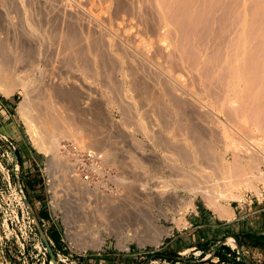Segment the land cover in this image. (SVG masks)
I'll return each mask as SVG.
<instances>
[{"label": "rangeland", "instance_id": "rangeland-1", "mask_svg": "<svg viewBox=\"0 0 264 264\" xmlns=\"http://www.w3.org/2000/svg\"><path fill=\"white\" fill-rule=\"evenodd\" d=\"M153 1L0 0V73L9 69L15 79L12 94L0 93V264H54L38 224L56 264H223L214 252L228 237L237 246H222L238 255L240 246L250 264H264V251L249 247L245 237L264 235V18L259 17L264 0H168L172 6L166 7L167 2L159 11L156 6L163 0ZM245 19L253 27L263 19L258 21L262 29L244 31ZM239 65V74L236 69L233 74L241 80H234L229 74ZM250 66L258 70L253 73ZM71 87L79 90V110L55 91ZM24 99L32 105L29 111L35 115L30 117L38 131H57L60 152L63 142H79L96 131L93 109L99 108L98 137L114 165L105 168L122 180L95 178L90 188L112 196L124 193L137 210L112 224L113 217H92L89 208H74L61 172L52 185L47 158L31 143L19 114ZM190 162L202 164L204 172L199 164L196 172ZM191 180L202 186L194 183L192 189ZM216 180L232 188L220 189ZM198 185L207 188V201L224 194L227 200L219 199L234 216L219 219L196 191ZM149 212L156 222L148 220ZM162 229L168 234L159 235Z\"/></svg>", "mask_w": 264, "mask_h": 264}, {"label": "bare ground", "instance_id": "bare-ground-1", "mask_svg": "<svg viewBox=\"0 0 264 264\" xmlns=\"http://www.w3.org/2000/svg\"><path fill=\"white\" fill-rule=\"evenodd\" d=\"M156 0H154L153 1V5L154 4H156V3H159L160 2V0H158V2H156V3H154ZM164 1H166V0H163V1H161L160 2V4H158L156 7H157V9H158V11H159V6L160 5H162V4H167V2H168V4L167 5H165L166 7L168 6H172V4L170 3V5H169V1L167 0L166 1V3H163ZM177 1V0H176ZM182 2V0H179L178 2ZM206 1V0H205ZM210 2H212L211 0H209ZM208 1V2H209ZM247 1V0H246ZM249 1V0H248ZM255 1H257V0H255ZM218 2H220V1H218ZM250 2V1H249ZM260 2H262V0H260L259 1V3ZM207 3V2H206ZM245 1L243 2V4L245 5ZM263 3L264 2H262L261 4L263 5ZM257 4V3H256ZM261 4H260V6H261ZM207 5V4H206ZM210 5H211V3H210ZM244 5H243V7H244ZM247 5V4H246ZM163 6V5H162ZM161 6V7H162ZM251 6V5H250ZM253 6V5H252ZM259 6V7H260ZM154 7V6H153ZM155 7V8H156ZM241 7H242V5H241ZM249 7V6H248ZM247 8V7H246ZM245 8V9H246ZM260 8H263V9H260L259 10V12H261V13H259L260 15L263 13L262 11H264V7H260ZM162 10L161 11H163V8H161ZM165 10V12L163 11V13H166L167 11H166V8H164ZM241 9V8H240ZM239 9V10H240ZM244 9V10H245ZM253 9V8H252ZM255 9V8H254ZM167 10H168V8H167ZM159 12V13H161L162 14V12ZM243 11V10H242ZM253 11V10H252ZM243 13H245L246 14V12L244 11ZM245 14H242V15H244L245 16ZM250 14V13H249ZM254 14L256 15V17L258 16L257 14H256V12H254ZM253 14V15H254ZM264 14V13H263ZM262 14V15H263ZM259 15V17H261V18H264V16L262 17V15L260 16ZM247 16V15H246ZM251 16V15H250ZM254 17V16H253ZM245 18H247V17H245ZM255 18V17H254ZM255 19H257V18H255ZM248 20H249V18H248ZM251 20L252 19H250L249 20V22H251ZM254 20V19H253ZM261 20V19H260ZM260 20H255L254 22H257V26H255V24H254V22H252L253 24H254V27L253 26H248L246 23H247V21H246V19H245V22L243 23V26L241 25V23L243 22V20H242V22L240 23V25H239V27L240 26H242V27H249V28H255V27H257V28H259L260 26H258L259 25V23H258V21L261 23L262 21H263V19H262V21H260ZM241 21V20H240ZM252 23H251V25H252ZM264 23V22H263ZM239 24V23H238ZM249 24V23H248ZM262 24V23H261ZM264 26V25H263ZM248 28V29H249ZM260 30L262 29V26L259 28ZM244 31H246L247 30V28L246 29H243ZM263 30H264V27H263ZM241 32H242V30H241ZM264 32V31H263ZM242 34H243V32H242ZM241 39H242V37H241ZM245 42H246V40H244ZM242 42V43H241ZM241 44H245V42L243 43V41L241 40ZM238 44H239V42H238ZM1 53V52H0ZM4 55V54H3ZM261 55V54H260ZM257 56V55H256ZM262 56V55H261ZM261 56H259V57H261ZM3 57V56H2ZM12 59V58H11ZM260 59V58H259ZM264 59V58H263ZM254 60H256V59H254ZM4 61V60H3ZM11 61V60H10ZM263 60H262V58H261V60H260V62L261 63H263L262 62ZM2 62V61H1ZM254 63L256 64V63H258V62H256V61H254ZM260 64V63H259ZM253 65V64H252ZM262 65V64H261ZM2 67L4 66V65H1ZM6 66V65H5ZM12 67H13V65H12ZM16 67V66H15ZM236 67L237 68H240V65H239V67L238 66H235L234 67V69L232 68V73H230L231 74V76H230V74H229V77H232V79H234V80H236V78L238 77H236L234 74H233V71L236 69ZM17 68V67H16ZM250 68H251V70H252V72L253 71H255L254 70V68L256 69V70H258V67L256 66V67H254V68H252L251 66H250ZM260 68V67H259ZM231 69V68H230ZM242 69V68H241ZM0 70H2V68L0 69ZM12 70V69H11ZM18 70V69H17ZM22 70V69H21ZM237 70L238 69H236V74L238 73L237 72ZM3 71V70H2ZM229 71V72H230ZM20 72V71H19ZM240 74H241V76H243V70L241 71L240 70ZM17 74H16V76H18V72H16ZM254 73V72H253ZM233 74V75H232ZM239 74V73H238ZM256 76V75H255ZM14 76H12V73L9 71V69H8V71H4V72H2V73H0V93L3 95V96H8V95H10V94H12L11 92L13 91V87H15V85L13 84V78ZM235 77V78H234ZM17 78H19V77H17ZM230 79V78H229ZM238 79L239 80H241V77L239 78L238 77ZM264 79V78H263ZM262 79V80H263ZM15 80V79H14ZM262 80H261V83H263L262 82ZM24 81V80H23ZM233 81V80H232ZM21 82V81H20ZM238 81H236V83H237ZM18 83V82H17ZM240 83V82H239ZM264 84V83H263ZM20 85L21 86H19V87H21L22 88V86H23V88H24V86L25 85H23V83H20ZM27 85V84H26ZM233 85H235L234 83H233ZM233 85H231V87H233ZM253 85V84H252ZM262 85V84H261ZM27 87V86H26ZM17 88V87H16ZM15 88V89H16ZM15 89H14V91H15ZM27 89V88H26ZM231 89H233V88H231ZM26 91V90H25ZM54 91V90H53ZM55 91H56V93H57V95H59L60 97H61V99H65V100H67L68 102H70L71 103V105L74 107V108H76V109H78L79 110V107H80V105H81V102H80V94H79V90L78 89H76L75 87H71V88H66V89H64L63 88V90H61V89H59V88H57V89H55ZM24 95H25V93H24ZM23 95V96H24ZM26 96V95H25ZM24 96V97H25ZM28 99V98H27ZM28 101H29V99H28ZM84 103H86V102H84ZM28 104H29V102H27V100L26 99H24L23 101H21V102H19V114H20V116L23 118V120H24V123H25V127H26V130H27V132H28V135H29V138H30V140H31V143H32V145H33V147L38 151V152H40V153H42V154H44L45 156H46V158H47V171H48V174H49V176H50V178H51V184L52 185H54L53 183V177H55V174H56V172L57 171H60L61 172V174L59 175V177H61V180L60 181H63V183H66V188H67V190L69 189V191H72L73 192V197H74V199H75V201H74V208L75 207H83V210L84 209H88L89 210V216L91 215L92 217L94 216V214H96L97 213V215L99 214V215H101L100 216V218L102 217H113V219L114 220H111V223L112 224H115L114 223V221L115 222H117V219L119 218V217H121V216H127L130 212H131V210L133 209L134 211H136L134 208L135 207H137L136 206V204L137 203H133L131 200H129L126 196L125 197H122V196H124L122 193H120V194H122V195H117V196H112V195H107L106 193H104V192H101V191H99V189H97V188H90L89 187V183L88 182H86V181H84L82 178H81V176L79 175V173H77V172H74L73 171V169H72V166H71V162H69L68 161V159L63 155V153L62 152H60V142H59V138H58V136L59 135H57L56 133H57V131H56V133L55 132H53V131H49L48 133H46V131H45V133H42V132H40V131H38V129H37V127H36V125H35V122H34V124H33V121H32V118L33 117H30V114H33V113H31L30 111V108L32 109V105L30 106V108H29V106H28ZM30 105V104H29ZM82 107H80V109H81ZM30 110V111H29ZM32 111H33V109H32ZM92 112V111H91ZM90 113V112H89ZM33 115H35V114H33ZM102 112H101V110L99 109V108H94L93 109V125L94 126H92L93 128L92 129H94V127L96 128L95 130L96 131H88V133H90V134H88L87 133V136L85 137V139H81V141H79V142H77V141H75V142H73V143H75L77 146H80L82 149H85V150H88V149H91V150H95V151H98V152H100L104 157H103V159H104V161H105V164H103V166L104 167H108V168H113V166H112V163L110 162L111 160H109L108 159V161H107V159H106V153H105V149L103 150V148H102V145H103V141H102V137H98V134L101 132H99V130H97L98 129V125L100 124V122L102 121ZM36 118V117H35ZM92 118V117H91ZM91 118H89L90 120H91ZM35 120V119H34ZM40 120V119H39ZM89 120V121H90ZM38 121V120H37ZM88 121V122H89ZM41 122V121H40ZM88 125L90 126V124L88 123ZM87 125V126H88ZM101 125V124H100ZM57 126V123H56V125H55V127ZM60 126V125H59ZM38 128L39 129H41L40 127H39V125H38ZM58 128V127H57ZM56 128V129H57ZM182 128V127H181ZM67 129V128H66ZM65 129V130H66ZM69 129H70V127H69ZM184 129H186L185 127H184ZM195 129H197V128H195ZM54 131H55V129H54ZM72 131V130H71ZM86 131V130H85ZM65 132V131H64ZM64 132H62V131H60L59 132V134L60 133H64ZM67 132H69V131H67ZM83 132H84V130H83ZM182 132V131H181ZM180 132V133H181ZM184 132H186V130L184 131ZM73 133H74V131H73ZM185 134H187V133H185ZM193 134V133H192ZM63 135V134H62ZM65 135V134H64ZM68 136H70L69 134H67ZM74 135H76V134H73V136ZM100 135V134H99ZM72 136V135H71ZM84 136V135H83ZM101 136H102V134H101ZM180 136V135H179ZM185 136V135H184ZM203 136V135H202ZM205 136V135H204ZM60 137H61V135H60ZM64 137V136H63ZM65 137H66V135H65ZM75 137V136H74ZM180 137H183V136H180ZM192 137V136H191ZM67 138H69V137H67ZM80 138V137H79ZM78 138V139H79ZM183 138H187V136L186 137H183ZM70 139H72V138H70ZM106 140V139H105ZM104 140V141H105ZM187 139H185V141H186ZM74 141V140H73ZM205 142V141H204ZM72 143V142H71ZM106 143V142H105ZM180 144H181V142H179ZM186 143V142H185ZM101 144V146H98V145H100ZM193 144V143H192ZM91 145V146H90ZM186 145V144H185ZM190 145H191V143H190ZM100 147V148H99ZM187 147V146H186ZM199 147V146H198ZM180 149V148H179ZM193 149V148H192ZM198 149V148H197ZM175 151V150H174ZM195 151V150H194ZM183 152H185V151H183ZM196 153H197V151H195ZM189 153H191V152H189ZM195 153V154H196ZM106 154V155H105ZM194 154V155H195ZM207 154V153H206ZM182 155V154H181ZM181 155H180V157H181ZM108 156V155H107ZM196 156V155H195ZM197 159H199L198 157H196ZM158 159V158H157ZM200 159H203V161H204V158H200ZM175 161L177 160V159H174ZM156 161V160H155ZM177 161H179V159L177 160ZM180 161H183V160H180ZM153 162V161H152ZM150 163V162H149ZM148 163V164H149ZM191 163V165L190 166H193L194 165V163L192 164V162H190ZM151 164H153V163H151ZM197 164V163H196ZM199 164V163H198ZM198 164H197V166H198ZM205 163H203V165H204ZM150 165V164H149ZM154 165H155V163H154ZM173 165V164H172ZM187 165H189V163L187 164ZM200 165H202V164H199V167L198 168H200ZM153 166V165H152ZM178 166V165H177ZM195 166V165H194ZM197 166H195V169H197L196 167ZM214 166H216V164L214 165ZM180 167V166H179ZM179 167H177V168H179ZM210 167V166H209ZM209 167H207V168H209ZM173 171H176V170H174V166H173V168H171ZM193 169V168H192ZM171 170V171H172ZM181 170V169H180ZM200 170H201V172H204L203 171V169H201L200 168ZM216 170V169H215ZM214 170V171H215ZM218 170V169H217ZM172 171V172H173ZM184 171V170H183ZM185 171H186V169H185ZM193 171H195L194 169H193ZM193 171H191V172H193ZM189 172V171H188ZM196 172H199V169H197V171ZM211 172H212V170H211ZM217 172V171H216ZM110 173V180L113 182V183H115L116 182V180L117 181H121L122 179H120L119 178V176L118 175H112L111 174V172H109ZM180 172H178V174H179ZM185 173H187V172H185ZM218 173V172H217ZM173 174V173H172ZM196 174H198V173H196ZM195 174V175H196ZM199 174H201V173H199ZM175 175H176V173H175ZM181 176V175H180ZM198 176V175H197ZM204 177H206L205 175H203ZM212 176H213V174H212ZM217 176V175H216ZM169 177H171V176H169ZM173 177H175V176H172V178ZM188 177V176H187ZM215 177V176H214ZM224 177V176H223ZM226 177V176H225ZM49 178V179H50ZM179 177L177 176V179H178ZM181 178V177H180ZM201 178V177H200ZM200 178H197V179H200ZM206 178H208V177H206ZM218 178V177H217ZM176 179V177H175V181H174V178L172 179L175 183L176 182H178L179 180H177ZM188 179V178H187ZM187 179H185V180H187ZM196 179V180H197ZM202 179V178H201ZM200 179V180H201ZM210 179V178H209ZM219 179V178H218ZM221 179V178H220ZM225 179V178H224ZM229 179V178H228ZM177 180V181H176ZM195 180V181H196ZM229 180H231V179H229ZM191 181L193 182V183H191ZM191 181H187V182H190L191 184H190V186L192 185V184H194V183H197V184H199L200 185V183L199 182H195V181H193V180H191ZM203 181V180H202ZM201 181V182H202ZM208 181V180H207ZM217 182H218V180H216ZM220 181H223V179H221ZM167 182H168V180H167ZM203 182H205V181H203ZM233 182V181H232ZM62 183V182H61ZM120 183H122V182H120ZM119 183V184H120ZM219 184H221L222 182H218ZM224 184H225V182H223ZM223 183L221 184V185H223ZM227 183H228V185L230 186V183L227 181ZM168 184H170L169 182H168ZM168 184H166V185H168ZM209 184H211V183H209ZM213 184V183H212ZM235 184V183H234ZM121 185V184H120ZM128 185V184H127ZM126 185V186H127ZM177 185V184H176ZM199 185H198V188H197V190L196 191H199V192H201L202 194H204V193H207V188L205 189L204 187L202 188V187H199ZM214 185V184H213ZM217 184H215V186H216ZM117 186H119V185H117ZM165 186V185H164ZM163 186V187H164ZM179 186V185H178ZM193 186V185H192ZM200 186H202V185H200ZM206 187L207 186H209L208 185V183L205 185ZM212 186V185H211ZM215 186H214V188H215ZM229 186L227 187V184L226 185H223L222 186V188H220V189H224L223 187H225L226 188V190H227V188H229ZM55 187H56V185H55ZM182 188H183V186H181ZM186 187V186H185ZM184 187V188H185ZM187 187H189V186H187ZM195 187H197L196 185L195 186H193V188L192 187H190V188H192V189H194ZM213 187V186H212ZM231 188H232V186H230ZM236 187V186H235ZM167 188H169V187H167ZM190 188H188V189H190ZM209 188V187H208ZM214 188H213V190H214ZM216 188H218V186L216 187ZM215 188V189H216ZM231 188H229V189H231ZM234 188V187H233ZM52 189H55L54 188V186H53V188ZM127 189L129 190V189H132V188H130L129 186L127 187ZM127 189H124V191L125 190H127ZM164 189V188H163ZM210 189V188H209ZM209 189H208V191H209ZM127 190V191H128ZM166 190V189H165ZM185 190V189H184ZM186 190H187V188H186ZM212 190V191H213ZM53 191V190H52ZM55 191V190H54ZM127 191H125V192H127ZM167 191V190H166ZM169 191V190H168ZM167 191V192H168ZM173 191V190H172ZM187 191H189V190H187ZM192 191H194V190H192ZM191 191V192H192ZM211 191V192H212ZM222 192H223V190H221ZM228 191V190H227ZM225 192L226 193V195L227 196H229L227 193L229 192ZM231 191H233V190H231ZM230 191V192H231ZM129 192H130V190H129ZM164 192V191H163ZM162 192V193H163ZM167 192L165 193V194H167ZM171 192V191H170ZM174 192V191H173ZM190 192V191H189ZM210 191H209V193L210 194H212ZM115 193H117L118 194V192H115ZM128 193V192H127ZM161 193V194H162ZM195 193V192H194ZM193 193V194H194ZM213 193H214V191H213ZM218 193H219V191H218ZM217 193V194H218ZM134 194V193H133ZM139 194V193H138ZM208 194V193H207ZM207 194L205 195L204 194V196L206 197L207 196ZM231 194V193H230ZM137 195V194H136ZM135 195V196H136ZM142 195V194H141ZM140 195V196H141ZM149 195V194H148ZM147 194H146V196H148ZM160 195V194H159ZM168 195V194H167ZM166 195V196H167ZM195 195V194H194ZM209 195V194H208ZM131 196H133V195H131ZM140 196H138V198L140 197ZM155 196V195H154ZM157 196V195H156ZM163 196H165V195H163ZM174 196V195H173ZM172 196V197H173ZM175 196H177L176 194H175ZM178 196H180L181 197V195H178ZM219 198L222 200V199H225L226 198V196L224 195V194H222V195H220L219 194ZM231 196V195H230ZM233 197H237V196H235V195H232ZM239 196V195H238ZM182 197H184V196H182ZM212 197H214V198H212ZM212 197H211V195L210 196H208V201H207V197L205 198L206 199V201L209 203V206L211 207V209L213 208L214 209V211L213 212H215L216 214H217V216H218V218L219 219H223V220H226V219H229V218H232L233 216H234V214H235V212H234V210L232 209V207H230V206H227V205H225V204H223V203H221V201H220V199L219 198H216V197H218V196H213L212 195ZM233 197H228V198H232L233 199ZM132 198V197H131ZM134 198V197H133ZM143 198H145V197H143ZM147 198V197H146ZM150 198H153V196H151ZM150 198H148V199H150ZM163 198H166V197H163ZM178 198V197H177ZM240 198V197H239ZM148 199H147V201H148ZM168 199V198H167ZM169 199H171V197H169ZM235 199V198H234ZM83 200H85V201H83ZM133 200V199H132ZM140 200V199H139ZM142 200V199H141ZM171 200H173V199H171ZM170 200V201H171ZM178 200H180V199H178ZM177 200V201H178ZM189 200H191L192 201V199L191 198H189ZM226 200H227V198H226ZM153 201V200H152ZM156 201V200H155ZM169 201V200H168ZM176 201V202H177ZM84 202H88V206L86 205V203L84 204ZM136 202H138V201H136ZM142 202V201H141ZM157 202V201H156ZM180 202V201H179ZM143 203V202H142ZM158 203V205L160 206V202H157ZM169 203V202H168ZM167 203V204H168ZM174 203V202H173ZM184 203V202H183ZM60 204V203H59ZM68 204V203H67ZM148 204H150V203H148ZM170 204V203H169ZM172 204V203H171ZM170 204V206H172ZM179 204V203H178ZM188 205L190 204V203H187ZM186 204V205H187ZM56 205H58V204H56ZM73 205V204H72ZM154 205H156L155 203H154ZM176 205V204H175ZM180 205V204H179ZM182 205V204H181ZM185 205V206H186ZM192 205V204H191ZM86 206V207H85ZM158 206V207H159ZM173 206H174V204H173ZM185 206H183V209H185L186 207ZM59 207V206H58ZM144 207V210H145V206H143ZM158 207H157V209H158ZM167 207V206H166ZM176 207V206H175ZM178 207H180V206H178ZM182 207V206H181ZM192 207V206H191ZM160 208V207H159ZM80 209V208H79ZM177 208H175V210H176ZM159 210V209H158ZM163 210V213H164V210L165 209H161V211ZM169 210V209H168ZM167 210V211H168ZM79 210H77V212H78ZM85 211V210H84ZM83 211V213H85V212H87V211H85L84 212ZM160 211V212H161ZM167 211H165V212H167ZM177 211V210H176ZM181 211H182V209H181ZM73 212V211H72ZM148 212V211H147ZM158 212V211H157ZM159 212V213H160ZM64 213H67V212H64ZM82 212L80 213V214H83ZM150 214H149V218H148V220H150V222H156L157 220H158V218L157 217H155V216H153L152 215V213L153 212H149ZM163 213H162V215H163ZM173 213H174V211H173ZM180 213V212H179ZM69 214V213H68ZM131 214H132V212H131ZM136 214V213H135ZM178 214V213H177ZM64 215H66V214H64ZM73 215V214H72ZM86 214H83V216H85ZM72 218H73V216H71ZM137 217V216H136ZM140 217H142L141 216V214H140ZM68 218H69V216H68ZM76 218V217H75ZM74 218V219H75ZM163 218H166L165 217V215H164V217ZM73 219V220H74ZM72 220V221H73ZM86 220V219H85ZM120 220V219H119ZM136 220V219H135ZM76 221V220H75ZM79 222H80V220H78ZM100 221V220H99ZM101 221H102V219H101ZM101 221H100V223H101ZM105 222H104V224L106 223V220H104ZM108 221V220H107ZM121 221V220H120ZM125 221V220H124ZM127 221V220H126ZM129 221V220H128ZM179 221V220H178ZM83 222V221H82ZM90 222V221H89ZM103 222V221H102ZM132 222V221H131ZM145 222V221H144ZM149 222V223H150ZM86 223V222H85ZM95 223H97V222H95ZM99 223V222H98ZM178 223V222H177ZM69 224H72V223H70V221H69ZM88 224V223H87ZM103 224V225H104ZM138 224V223H137ZM66 225L68 226V224L66 223ZM77 225V224H76ZM81 225V224H80ZM79 225V226H80ZM100 225V224H99ZM107 225L108 224H106V227H107ZM110 225V224H109ZM139 225V224H138ZM146 225V224H145ZM148 225V224H147ZM154 225V224H153ZM70 226V225H69ZM75 225H73V227H74ZM94 226V225H93ZM115 226V225H114ZM151 226V225H150ZM75 227H77V226H75ZM131 227V226H130ZM111 228V227H110ZM125 228V227H124ZM129 228V227H128ZM127 228V229H128ZM156 228V227H155ZM73 229V228H72ZM79 229H80V227H79ZM94 229V228H93ZM113 230H114V228H112ZM122 229V228H121ZM139 229V228H138ZM148 229V228H147ZM70 230H71V228H70ZM78 230V229H77ZM124 230H126V228L124 229ZM79 231V230H78ZM88 231H89V229H88ZM129 231V230H128ZM68 232V231H67ZM74 232V231H73ZM75 232H77V231H75ZM114 232V231H113ZM118 232V231H117ZM120 232V231H119ZM140 232V231H139ZM154 232V231H153ZM160 234L159 235H167L168 234V232L165 230V229H162V230H160ZM77 233H79V232H77ZM124 233V232H123ZM136 233H138V231L136 232L135 231V234ZM155 233V232H154ZM134 234V233H133ZM78 235V234H77ZM122 235V234H121ZM160 236V237H161ZM156 239V238H155ZM154 239V240H155ZM226 242L227 243H229V244H231V246L233 247V248H235L237 245H236V243H235V241H234V239L233 238H229L228 237V239L226 240Z\"/></svg>", "mask_w": 264, "mask_h": 264}, {"label": "built area", "instance_id": "built-area-1", "mask_svg": "<svg viewBox=\"0 0 264 264\" xmlns=\"http://www.w3.org/2000/svg\"><path fill=\"white\" fill-rule=\"evenodd\" d=\"M61 152L71 161L73 171L79 173L82 179L89 183V187L95 178L97 180L101 178L100 182L106 176H110L108 169L103 166L105 164L104 156L98 151L85 150L74 143L63 142Z\"/></svg>", "mask_w": 264, "mask_h": 264}, {"label": "trees", "instance_id": "trees-1", "mask_svg": "<svg viewBox=\"0 0 264 264\" xmlns=\"http://www.w3.org/2000/svg\"><path fill=\"white\" fill-rule=\"evenodd\" d=\"M52 237L54 240L57 241L56 236H54L52 234ZM245 237L247 238L246 243L249 247L260 249V250L264 251V235L248 233V234H245ZM236 240L239 242L240 245L243 244V241L240 237L237 236ZM228 254L232 258H228V256H227ZM174 255H176V254H174ZM155 257L167 260L169 262L173 261V258H171L169 256H163L162 253H157ZM214 257L218 259L219 263H223V264H246L243 257H240V259H237V257H239V255L236 253V251H233L226 246H221L218 250H216L214 252Z\"/></svg>", "mask_w": 264, "mask_h": 264}, {"label": "water", "instance_id": "water-1", "mask_svg": "<svg viewBox=\"0 0 264 264\" xmlns=\"http://www.w3.org/2000/svg\"><path fill=\"white\" fill-rule=\"evenodd\" d=\"M25 202L28 203V201H27L26 199H25ZM38 231H39V234H40L41 240L43 241V243L45 244V246H46V248H47V250H48V253H49V255H50V258H51L52 262H53L54 264H56V263H57L56 256H55V254L53 253V250H52V248H51V245H50L48 239L46 238V236H45V234H44V231H43V228L41 227L40 224H38ZM225 244H226V240H225V239L219 241V242L217 243L216 247H215V250H217L218 248H220L222 245H225ZM238 253H239V255H240L241 257L244 258L246 264H250L249 260H247V259L243 256V254L241 253V248H240V246H238Z\"/></svg>", "mask_w": 264, "mask_h": 264}]
</instances>
